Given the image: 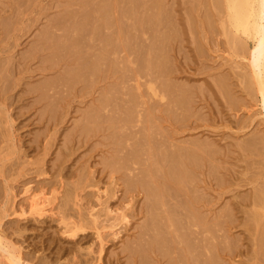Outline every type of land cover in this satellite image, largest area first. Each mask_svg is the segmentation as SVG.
<instances>
[{
  "label": "rangeland",
  "instance_id": "obj_1",
  "mask_svg": "<svg viewBox=\"0 0 264 264\" xmlns=\"http://www.w3.org/2000/svg\"><path fill=\"white\" fill-rule=\"evenodd\" d=\"M86 1L0 0V241L2 242V249H6L12 259L17 255L16 252H19L18 255L26 257L27 260L29 259L30 264H74L75 262L76 264H142L138 253L135 251L136 253L133 252L134 254H132L130 247L134 248L139 243V237L142 238L141 236H143L142 229L149 218L147 216L150 215V212L147 214V210L156 199V201H167L166 205L172 203V206H167L169 209H178L177 206L179 205L175 203V192H173V190H177L175 194H177L176 196L179 195L177 197L179 204L183 200L180 196L182 195L181 197L183 198L185 196L187 199L184 198L182 203H186L185 200H187V206L192 208H186L187 212L190 210L189 214H194V216L192 215L194 219L192 216L191 220L183 217L182 222L184 219L186 220V222L184 221L185 223H187L188 219L191 223L194 222L192 227L197 229L198 233L195 230L196 236L203 230L200 235L201 241L196 237L198 238L197 244H202L201 247L203 248L209 242L214 243L212 245L209 244L211 245L209 246L210 252L206 249L204 250L205 258L208 259L206 264H210V262L218 263L220 258L222 261L220 260L219 264H264V217H262L264 202L259 203L260 198L263 197L264 200V116L260 110L259 101L251 89L252 81L247 76L249 73L246 59L248 58L247 50H244L246 48L239 45L230 44L227 33L225 34L227 31L221 25L222 20H225V15L224 13L222 14L221 8V11H218L220 2H218V9L214 8L219 0H212L216 3L215 6H213L214 4L211 0H159L164 10L168 13L166 15L162 5L158 4V0H130V4L135 1V5L129 4L131 6H128L129 8L127 7L129 0L126 1L128 2L126 3L127 5L122 0H114L115 2L110 0V5L112 3L113 5L115 4L117 10L114 9L115 6L114 8L108 7L110 6L108 2L102 3L103 5L107 3L103 13L107 12H105L107 5V10L112 9L111 11H114L113 15L110 11L109 16L107 15L109 11L106 15L98 11L100 9L99 3L103 0L97 2L92 0L93 4L95 1V6L98 3L97 8H99L97 10L95 6H93V9L88 8V1ZM148 1L153 3H150L153 8H150ZM155 1H158L156 2V7L153 6ZM88 4L91 5V0ZM159 5L160 8L154 10V12L161 10L162 15H158L156 18L168 15L171 18L168 16L169 18H160L162 20L158 19L159 21L155 19V16L160 13L153 14L154 12L150 11H153ZM77 6L78 8L80 6L81 9H77ZM86 6L88 7L83 12L82 7L84 9ZM103 8L101 6V9ZM123 8L132 9V12L126 10V13H123ZM70 9H73L70 11L72 13L77 10L74 15L79 14V20L82 19L81 15L85 12H87L85 15L90 16V19L91 17L95 18L94 14L101 13V15L98 14L96 16L99 23L96 18V20L92 18V21L88 16L92 26H89V22L86 24L87 16H82L86 18L83 23L75 20L77 15L73 17V23L77 21V24L80 22V25L85 24V26L90 27V29H86L87 26H84L85 28L82 27V30H84L82 35L87 30H90L94 35L99 30L102 32L101 35L111 32L101 37L100 34H97V37L93 38L94 40L92 39L93 36L89 35L91 36L90 38L87 35V39H92L95 43L94 45L92 42V45L88 41V45H92V47L90 45L92 52L84 38L87 32L84 34L85 36L83 35L84 37H80L81 34L76 32V34L78 33L76 36L81 38V41L79 39L73 40L75 29L72 31V36L68 35V30H70L71 34V30L77 26L75 23L74 26L71 23L72 21H70V17L74 16L68 11ZM93 10H96L97 13ZM143 10L148 12L149 16L152 14L151 18L155 19L152 24V20H149L151 19L150 17H147L148 19L145 18L149 20L148 22L151 21L152 27L153 25L156 26V21L157 23L160 21L164 22L167 19L171 20L172 22L169 21V23L173 25L170 27L167 20L165 21L167 24L164 25L163 23L162 25L169 26L173 30L165 27L168 29L166 30L162 27L163 30L159 23L160 26L154 27V31L157 29L159 31H155L153 36H151V25L148 26L150 32L145 30L146 28L148 29L146 26L148 23L145 25L146 28L143 26L144 24L142 25V22H147L146 20L141 18L144 20H141V23L134 21L136 18V20L140 19L137 15H140ZM216 10L217 14L215 13ZM67 11L70 13V17L64 15L67 14ZM115 11L120 16V21L114 19L118 25L110 17H114ZM121 14H124V16ZM117 15L114 18H117ZM61 16H65L69 20L66 21L65 17L62 18ZM107 17L111 18L110 23L112 21L114 26L110 27L112 23L105 25ZM54 19L56 24L57 20L59 24L53 27ZM100 20L104 22L101 23ZM108 20L107 22L109 23ZM133 21L134 23H132ZM93 23L95 28H93ZM103 23L104 27L100 25ZM135 23L141 24L142 29L144 27V30L140 27L141 31L138 32L139 34L144 33L143 37L141 36L140 38L139 36L140 39L137 38L139 28L137 30L138 26ZM96 24L98 29H96ZM133 24H135L136 29L133 28ZM79 26L76 27L77 30ZM105 26H108L107 29ZM48 27L51 31H48L50 33L47 35L46 30ZM91 27L96 32H93ZM99 27L102 29H99ZM79 31H81V26ZM157 32L162 33H158L159 36H157ZM112 34L114 35L112 37H115L114 39L110 38ZM160 34L166 38L160 39ZM66 35L69 38L65 37ZM127 35H131V37L135 35L136 38L133 36L132 39L140 40L138 42H141L142 45L145 42L147 45L152 42V44L155 43L156 47L158 46V49L160 45L159 53L163 50L164 55L162 53L158 55V52L155 51L157 48L154 45H151L154 47V50H152L157 56L154 55L153 51L150 53L151 47L149 45L148 50V48L143 49L140 44V50L138 48L139 43L136 44L138 46L134 45L137 41H131V37L128 38ZM98 36L101 41L104 38V42L106 36H108V40L111 39V43L115 40L113 43L114 47L112 46L113 49H107L111 51H109L110 53L107 54L108 51L106 49V54L102 51L103 55H105L104 57L101 56L104 58L103 60L99 57L100 54H95L94 56L93 51L97 53L99 49L111 47L112 44L109 45L108 41L107 46L104 43V46L100 47L98 44L102 46L103 43H99L100 40H98L97 46L100 48L98 50L94 49L97 43L95 40L99 39ZM157 37L159 38L158 40L163 41H161L163 44H160V41H156ZM70 40H73V42H70ZM78 40L80 42L84 40V42L80 44ZM131 44L135 48H131ZM147 45L143 46L147 47ZM161 45H164V48ZM234 46H236L237 50ZM240 47L241 50H239ZM86 49L93 55L89 53L90 59L87 56H85V59L83 57L87 52ZM143 50H145L144 53H147H145L146 56L141 57L144 55L141 52ZM243 50L246 51V54L243 53ZM138 54L139 56L142 54L141 58ZM149 55L151 56L148 58ZM91 56L101 59L100 62L97 61V63H100H98L99 65H96L97 63L94 64L98 68H93L92 62L96 61V59H92ZM152 56L156 57L155 60L160 59L162 56L160 60L165 61H162L163 64L161 62L162 65L160 66V60L158 59V64H156ZM142 58L143 60H141ZM149 59H152L151 62H154L153 64H156L157 68L160 66L159 71L161 68H164V70L161 69L158 72V70H155L157 68L154 69L153 64L146 66V64L151 63H148ZM84 61H87L85 66L90 64L89 66L91 67L92 65L91 68H93L94 72L89 67L88 69L93 74L89 73L87 68L85 69L89 74L84 72ZM141 62L146 63L142 65ZM123 64L126 67H123ZM141 66L151 69L148 72L154 70L156 72L155 77L154 71L148 73L147 70H144L146 67L142 68ZM134 70L136 73L139 72L140 75L144 73V75L142 74L143 76L141 75L142 78L139 74L137 75L141 81L135 77L133 80L130 79L131 76H135ZM161 72L163 73L162 76ZM159 74L160 76H158ZM145 75H148V79H146ZM67 76L68 78L73 76V78H70V80H73L67 81L69 80ZM151 76L154 77L153 80H150ZM157 76L159 78L156 79ZM144 78L146 80H143V83L142 79ZM138 81L143 85L146 84L147 87H142V91H140L142 85H138ZM157 81H160L158 82L159 84ZM161 82L167 86L164 85V88H161L159 86ZM129 83L131 84L130 93L133 92V89L135 90V93H131L132 95L128 93L129 90L126 92L125 89ZM168 84L170 90L167 89V91L171 93H169L170 95L165 94L166 98L169 97L167 99L168 102L170 98L173 97L174 99L172 98V101L166 104L167 102H163L166 100L164 92L166 91L165 88H168ZM173 86L180 93H177L175 88L174 91ZM179 86H181V91H178L180 89L178 88ZM158 87L160 89L159 92L157 91ZM172 91L176 92V94ZM116 94L122 95V98ZM109 96L108 100L114 101H112V104L109 103L111 100H106ZM118 96L119 99H117ZM123 96L125 97L123 98ZM112 98H115V100ZM130 98H132V101L137 98L138 102L135 101L134 103L133 101L132 103ZM145 98L147 105L142 102L143 99L145 101ZM152 98L154 100L157 98V103L153 100L150 101ZM178 99L182 101L175 102ZM126 100L129 101L126 102ZM154 103H156L155 106H153ZM121 104L122 106H120ZM165 104L166 106L170 105L169 107L167 106L168 108L172 107L174 109L178 106L179 108L176 111L174 109V112L165 107ZM112 105H114V108H112ZM175 105L178 106L176 107ZM116 106L119 109L124 107L121 108L123 111L118 110ZM125 106L132 107L130 109L127 108V112L132 113L133 111V115L131 116L129 113L128 115H122L126 116L125 118L128 117L127 119L129 120L131 118L136 119L135 122L132 119L130 120L132 122L122 120V123L124 121L127 125L130 124L127 126L123 123V126L126 125L127 128H130L128 130L120 122L123 116L121 115V118L117 116L121 112L125 114ZM147 106H150L151 109L153 108V113L157 112L154 111L155 108L158 110V114L156 113L157 116H155L158 119L152 117L155 115L152 112L149 115H153L149 116V118L147 117V111L145 112ZM162 106L169 111V114L167 110L162 109ZM141 109L145 112L144 115L147 114L146 117L140 115L142 113ZM176 113L178 114L176 115ZM92 115L99 118H93ZM104 116H107V119ZM108 117L110 118L108 119ZM138 119L146 121L143 122ZM152 119L157 121L154 122ZM149 121L151 124L154 123L151 126H154L153 128H148L149 131L153 129L152 132H155L156 126V129L158 127L159 129L157 130L162 133L158 134V131V133H153L154 136H158L156 139L160 137V141L166 139V141L164 140L165 142L172 143L171 140L175 143L177 142L176 144L180 150L178 151L179 148H175L176 152H173L178 153L176 155L175 153L172 154L178 155L175 157L176 159L180 157L179 154L182 148L178 144L184 145V149H188V152L192 151V153L185 152V154L184 149L182 150L185 155L194 156L196 159V161L193 160L194 163L192 164L194 165H184L185 161V163H188L187 161L193 158L189 156L188 158L191 159H188L186 156V160L184 154L181 156H184L185 160L180 157L181 160L178 159L179 164L174 162L176 159L173 157L170 158L172 163L169 158L165 160L172 153L169 152L168 154L167 152L169 149L170 151L171 149L173 150L170 147L177 146H175L174 142L171 145L167 143L169 147L167 149L166 143L164 144L162 141V144L158 139L156 144L154 136H148V134L152 133H149L146 129L151 125ZM144 123L147 127L143 126ZM138 125L143 126L146 130L143 129V133H141L142 127L140 129ZM137 126L141 131L137 130ZM138 131L143 137L140 136ZM126 133L127 135L131 133L132 137L130 135L128 137L125 135ZM162 135L165 137L163 138ZM254 136L259 137V139L256 137L257 141H260V138L263 137V141L261 140L262 142L260 141L261 143L257 145V141L253 142L256 139ZM137 137L138 139H136ZM139 137H142L141 140ZM146 137L154 139L155 143L146 139ZM131 145L133 146L132 149H138V151L136 149L134 152H130L132 155L129 153ZM161 146H163L164 150L159 151L160 149L156 147L161 148ZM156 149L158 150L156 151ZM162 151L167 152V154L165 153V159ZM159 152H161L160 155H158ZM153 153L155 157L158 155L157 158L153 156ZM161 155L163 157L159 159ZM146 161L150 165L149 163L147 165ZM152 161L153 165H151ZM181 163L184 165H182V169L180 168ZM167 164H173L180 175L175 172L173 167H171L173 170L169 171L170 167L168 166L170 165L167 166ZM152 169L154 173H151ZM183 169L187 172V174L185 173L186 175ZM166 171L169 172H167L168 175H166L167 173L165 174ZM188 171L193 173L194 178L189 175L190 173L188 174ZM140 172H144V175H148L151 180L148 179V176L145 178L146 176ZM138 173L141 174L142 178H145L146 185L143 182L145 186L149 183V181L147 183V179L152 182V184L151 182L149 183L150 186H153L152 191L150 190L151 192L149 191L151 187L148 189L149 186L146 187V190H144L145 187L142 188L141 185L143 183L141 182L142 184L140 185L141 177ZM173 173L174 175H172ZM131 174L138 175L140 178ZM153 174L156 175L154 176ZM184 175L188 178H185ZM166 176H170V179L175 177L176 181L174 182V179L170 180ZM128 177H133V182H130L131 185L127 179ZM134 177L139 180L137 179L138 181H136ZM177 177L180 180L182 179L180 186L177 185ZM183 180H187L185 185H183ZM160 182L161 184H159ZM188 182L192 185H187ZM163 185H167V187H163ZM186 185L194 190L188 188L190 190L188 191ZM27 186L36 193L39 190L47 191L45 193L51 200L53 199L51 205H54V208H51V205L48 206L47 210L49 212L46 210L47 213L41 217L31 215L26 203V194L23 193V189ZM163 188H169V192L168 190L165 191L166 193L168 192V195L164 193L165 189L163 190ZM152 193L153 196L151 198L150 194ZM158 193L163 196L160 198ZM170 193L172 196L169 195ZM169 196L172 198L170 199ZM164 197L167 198L165 199ZM253 199L256 200V205L255 201H252ZM191 210L195 213H192ZM258 212L260 213V216L258 215L260 219L257 216ZM117 213L124 214L126 219L120 220L116 218ZM195 215L199 217V220L195 219ZM94 217L96 218L95 221H93ZM253 217L259 221H256ZM88 218L90 220H86ZM69 221L71 224L73 221L74 223L77 221L75 223L77 225L82 222L77 228V235L70 236L69 233L71 231L67 233L64 230L65 225L63 222L70 223ZM202 224L206 226H202ZM198 225L199 228L196 227ZM205 227L210 229H206L204 232L202 228ZM180 230L187 235V230ZM213 230L215 232H212ZM134 241L136 242L135 245L133 244ZM128 243L134 246H129ZM213 245H215L214 248L212 247ZM145 248V253L148 249L146 257L149 252L153 251L151 254L149 253L151 258L149 256L146 258V260L150 261L152 259V261H147L146 264H173L168 263L172 262L171 260L167 262L170 255L165 254L164 256L162 253L160 254L159 249L153 248L151 250V248L150 251L149 248ZM211 248H213V251ZM155 250L160 255L154 252ZM258 252L262 253L259 254ZM210 253L211 255L213 253L214 256L211 259L208 258ZM215 253L217 256L214 255ZM183 254L184 256L187 254L185 258L187 264H190V254L186 250H183Z\"/></svg>",
  "mask_w": 264,
  "mask_h": 264
},
{
  "label": "bare ground",
  "instance_id": "obj_2",
  "mask_svg": "<svg viewBox=\"0 0 264 264\" xmlns=\"http://www.w3.org/2000/svg\"><path fill=\"white\" fill-rule=\"evenodd\" d=\"M85 1H86V0H85ZM87 1H88V2H87ZM87 1H86V2H87V5H88L89 7L86 6L84 9H83V7H82L83 12H84L85 9H87V7L93 9V8H94L93 6L96 5L95 1L97 2V1H100V0H95V1H94V4L92 3V0H91V5L93 4L92 7H90L91 5L88 4V3H90V0H87ZM109 1H110V0H108V1H106V0L104 1V0H103V1L100 2V3L102 4L103 2H108L109 5H110V3L113 2L114 0H111V2H109ZM122 1H123V2L125 1V5H127L126 3H128V2H126V1H128V0H122ZM150 1H151V0H150ZM150 1H148L149 3H148V2H147V3H148V4L152 3V2H150ZM152 1H154V0H152ZM158 1H159V0H158ZM158 1H155V4H154L153 6L157 5L156 2H158ZM214 1H215V0H214ZM81 2H83V1H81ZM81 2H80V3H81ZM114 2H115V1H114ZM134 2H135V1H134ZM134 2H133V3L131 2V3L134 4ZM211 2L214 4L213 6H215V4L217 3V4H216L217 6L214 7V8H217V7L219 6V5H218V2H220L219 9H218V8H217V9H218V11H221V10H222V11H221L222 14L224 13V15H225V16H224V17H225V20H222V22H221L222 24H221V25H222V27L224 28V30L227 31V32H225V34L227 33L228 39L230 40V41H229L230 44H233V45H235V44H236V45H239V46H241V47L246 48V49H244V50H247V52L243 50V51H244L243 53H245V52L248 53V58H246V59H247V64H248V68H249V70H248L249 73L247 72L248 75H247V74H246V75H247V76L251 79V81H252L251 89L253 90L254 94L256 95V97H257L256 99H258V101H259L260 110H261V112H262V115L264 116V0H219V1H217L216 3H214V2L211 0ZM100 3H99V5H100V9H101V6H103L104 8L101 9V10L99 9L98 11H101V13H103V12H104V9H105V5H106L107 3H106L105 5H103V4L101 5ZM159 3H160V5H162V3H161L160 1L158 2V4H159ZM212 3H211V4H212ZM81 4H82V3H81ZM129 4H130V0H129V3H128L127 7H128V6L131 7L130 5H132V4H130V5H129ZM152 4H153V3H152ZM112 5H113V3H112ZM112 5H110V6L107 5V6L110 7V8H114V6H115L114 9L117 10V9H116L117 6L114 4L113 7H111ZM123 5H124V3H123ZM134 5H135V4H134ZM145 5H146V4H145ZM160 5H159V7L154 8L153 11L151 10L150 12L153 13L154 10L159 9V8H160ZM80 6H81V5H80ZM80 6H79V8H78V6H77L76 8H77V9H81ZM97 6H98V3H97ZM97 6H95V7H96V8H95L96 10L99 8V7L97 8ZM107 6H106V8L108 9ZM146 6H147V5H146ZM149 6H151V4H150ZM149 6H148V8H149ZM129 7H128V8H129ZM132 7H133V6H132ZM155 7H156V6H155ZM124 8H125V6H124ZM124 8H123V11H124L123 13H126V10H127L128 12H132V11H131L132 9L128 10V8H126V9H124ZM146 8H147V7H146ZM146 8H145V9H146ZM150 8H153V7L151 6ZM162 8H163V5H162ZM162 8H161V9H162ZM220 8H221V10H220ZM73 9H75V8H73ZM73 9H70V10H68V11L70 12V11L73 10ZM107 9L105 10V12H106V11H107V12L109 11L108 13L106 12L107 15L109 16V13H110V11H111L112 9H111V10H107ZM143 9H144V8H143ZM88 10H89V9H88ZM96 10H93V11H96ZM68 11L66 12L67 14H64V15H68V16H66V17H70L69 14L72 13V12L68 13ZM76 11H77V10H76ZM76 11H75L74 13H76ZM86 11H87V10H86ZM91 11H92V10H91ZM148 11H149V10H148ZM160 11H161V10H160ZM160 11L158 10L157 12H154V13H153V14L160 13V14H157L156 16L154 15L156 20H158V19H159V20H162V19H160V18H163V19H164L165 17H167V18L170 17V15H168L169 17H168V16H165V17H162V16L160 17V16H159L160 18H156L158 15H162ZM163 11H165L164 14L166 15L167 12H166V10H164V8H163ZM83 12H82V13H83ZM111 12H112V15H113V12H114V11H111ZM128 12H127V14H129ZM144 12L147 13V14H145ZM216 12H217V10L215 11V13H216ZM221 12H220V14H221ZM74 13H72L71 15H74ZM78 13H80V12H78ZM82 13H81V14H82ZM85 13H87V12H85ZM85 13H83L82 15L80 14V15H81V18H82L83 20H82V19L79 20V19H78V18H80L79 14H75L74 16H72V18L70 17V19H71L70 21H72V20L74 19L73 17H75V16L77 15V17L75 18V20H78V21H80V22L82 21L81 23H83V21H84V22L86 21V18H83V17H84V16H85V17L87 16V23H86V24H88V22H89V26H90V25L92 26V24H90V20H91L92 18H94V17H91V19H90V16L87 15V14L85 15ZM89 13H91V12L89 11ZM92 13H93V12H92ZM94 13H95V12H94ZM96 13H97V11H96ZM101 13H97V15H96V14H94V15L92 14V15L95 16V18H96V16H98V14L101 15ZM106 13H103V14L106 15ZM143 13H144V16H143ZM117 14H118V13H117ZM117 14H116V11H115V15H114V17H115ZM167 14H168V13H167ZM216 14H217V13H216ZM118 15H119V14H118ZM118 15H117V18H114V17H112V16H110V17H111L113 20H114V19H118V20L120 21V19H119L120 16H118ZM121 15L124 16V14H121ZM145 15H146V16H145ZM147 15H148V12H146V11L143 10V12H141L140 15H137V16L140 17V19H138L139 21L136 20V19H137V18H136L137 16L135 17L136 19H134V21H135V22L137 21V23H139L141 20L144 19V20H146L147 22H146V21H145L146 23H144V22H142V21H141V22H142V25L144 24L143 26H145L147 23L149 24V23L151 22V21L148 22L149 20H152V24H153V20L155 21V19L151 18V17H152V14H151V16H149V15L147 16ZM82 16H83V17H82ZM88 16H89V19H90V20H88ZM102 16H103V15H102ZM102 16H101V18H102ZM123 16H122V17H123ZM141 16H142V17H141ZM217 16H218V15H217ZM219 16H220V15H219ZM221 16H222V15H221ZM61 17H62V16H61ZM61 17H59V18H61ZM64 17H65V16H63L62 18H64ZM66 17H65V19H66ZM103 17H105V16H103ZM110 17H107L109 20L106 19L105 25H107V24L110 25V24L112 23V21H111V23H110V20H111ZM147 17H148V18L150 17L151 19L147 20V19H148ZM95 18H94V20H96L98 17H97L96 19H95ZM105 18H106V17H105ZM105 18H104V20H105ZM141 18H143V19H141ZM145 18H147V19H145ZM170 18H171V17H170ZM56 19H58V18H56ZM99 19H100V18H99ZM62 20H63V19H62ZM68 20H69V19H68ZM68 20L66 19V21H68ZM101 20H102V19H101ZM101 20H100V21H101ZM107 20L109 21V23L107 22ZM144 20H143V21H144ZM159 20H158V21H159ZM166 20H167V19H165L164 22L160 21V22H158V23H157V21H156V26H158L159 23H160V24H161V28H162V27H163V28L166 27V28H169V30H173V29H170L171 25H173L172 23H171V25H170V23H169V21L172 22L171 20H167L168 25H169L170 27H169V26H163V25H162L163 23H164V25L167 24V22L165 23ZM59 21H61V19H59ZM92 21H93V19H92ZM97 21H98V19H97ZM97 21H96V22H97ZM134 21H133L132 23H134ZM76 22H77V21H75L74 23H75L77 26H79V25H80V22H79V24H77L78 22H77V23H76ZM102 22H104V21H101V23H102ZM113 22L116 23V20H114ZM117 22H118V21H117ZM141 22H140V23H141ZM60 23H61V22H60ZM71 23H73V21H72ZM74 23H73V24H74ZM91 23H92V22H91ZM94 23H95V22H94ZM94 23H93V28H95V27H94V26H95ZM98 23H99V21H98ZM98 23H97V24H98ZM118 23H119V22H118ZM132 23H131V24H132ZM137 23H135V24H137ZM54 24H56V20L54 19V23H53V25H52V23H51V25H52L53 27H54V26H57V25L59 24L58 20H57V24H56V25H54ZM75 24H74V26H75ZM97 24H96V27H97L96 29H98ZM116 24H117V23H116ZM119 24H120V23H119ZM135 24H133V28H135ZM148 24H147L146 26L148 27V26L151 25V28L153 29V31H152V29H151V32H152V35H151V36H153V33H155V31H159L157 28H155V29H157V30L154 31V27H156L155 25H153V27H152V24H151V23H150L149 25H148ZM49 25H50V24H49ZM51 25H50V26H51ZM100 25H102V26L104 27V23H103V24H100ZM117 25H118V24H117ZM139 25H140V26H139ZM139 25L137 24V26H138V27H137V30H138V28H139V31H137V34H138L137 38H138V39H140L141 36L144 34V33H143V34H139V33H138V32L141 31V30H140L141 24H139ZM74 26H73V27H74ZM77 26H76V27H77ZM80 26H81V31H79V30H80ZM80 26H79L78 30L76 29V27H74V28L72 27L73 29L71 30V32L74 31V29H75V32H74L75 37L73 36V37H74L73 40H75V39H79V40L81 41V38H79L78 36H76V35H78V33L76 34V32H79V33L81 34V36L79 35L80 37H84V36L86 35V37H84V38H85V40L87 41V45H88V41H90L91 44H92V42H93V44L95 45V43H94V41H92V39L95 38V36L97 37V34H100V37H101V36H103V35H107V34L109 33V32H107V34H106V33H103V35H101L102 32H101L100 30H99V31L97 30L98 33H95V35H94L92 32H90V30H87V31H85V32L83 33V35H84L86 32H87V34H85V35L83 36V35H82V31H84V30H82V29L85 28L87 25L85 26V24H82V25H80ZM84 26H85V27H84ZM89 26H87L86 29H88V28L90 29ZM102 26H101V27H102ZM111 26H114L113 23H112V25H110V27H111ZM119 26H120V25H119ZM129 26H130V25H129ZM146 26H145V28H146ZM159 26H160V25H159ZM82 27H83V28H82ZM103 27H102V28H103ZM105 27H106V29H107L108 26H105ZM115 27H117V26L115 25ZM115 27H114V28H115ZM172 27H173V26H172ZM91 28H92V27H91ZM93 28H92L91 30H93ZM102 28L99 27V29H102ZM131 28H132V26H131ZM158 28H159V27H158ZM161 28H160V29H161ZM163 28H162V29H163ZM166 28H165V29H166ZM54 29H55V28H54ZM67 29H69V28H67ZM70 29H71V28H70ZM103 29H105V28H103ZM135 29H136V28H135ZM135 29H134V30H135ZM141 29H142V27H141ZM162 29H161V30H162ZM76 30H77V31H76ZM142 30H144V27H143ZM145 30H146V31H147V30L149 31L150 28L148 27V29L146 28ZM161 30H160V31H161ZM163 30H164V29H163ZM163 30H162V31H163ZM166 30H168V29H166ZM48 31H51V29L49 30V27H48V29L46 30L47 35H48V33H50V32H48ZM68 32H69L68 35H71V36L73 35V32L70 34V30H68ZM89 32H90L91 34H90ZM93 32H96V30H93ZM142 32H143V31H142ZM149 32H150V31H149ZM163 32L165 33V31H163ZM110 33H111V32H110ZM110 33H109V34H110ZM135 33H136V30H135ZM158 33H162V32H157V34H158ZM92 34H93V35H92ZM68 35H66L65 37H68ZM87 35H88V36H89V35L93 36L92 39H91V40H89V38L87 39V37H88ZM154 35H155V34H154ZM164 35H165V34H164ZM164 35H163V36H164ZM91 36H89V37L91 38ZM109 36H110V35H109ZM112 36H114V35L112 34L110 38H113ZM127 36H128V38L131 37V35H130V36L127 35ZM133 36L135 37V35H132V37L130 38L131 41L133 40V39H132ZM139 36H140V38H139ZM157 36H159V34H158ZM47 37H48V36H47ZM98 37H99V36H98ZM100 37H99V39L97 38V39L95 40V42H97V43H96V47L93 46V47H95L94 49L98 50V48L104 46V43H105L106 46H107V45H108V44H107L108 41H109V45L112 44L111 47L108 46V48L99 49V50L97 51V53H94V51H93V55H94V56H95V54H97V55L100 54L99 57H101V56L104 57L105 55H103L102 51L105 52V49L107 50V49H111L112 46L114 47L113 43H114L115 40L113 41V43H111V42H112V41H110L111 39L108 40V36H106V38H105V39H106L105 42L103 41L104 38L102 39V41H103V42H102V41L100 40V39H101ZM142 37H143V36H142ZM164 37H165V36H164ZM164 37H162V35L160 34V39H165L166 37H165V38H164ZM68 38H69V37H68ZM71 38H72V37H71ZM114 38H115V37H114ZM114 38H113V39H114ZM126 38H127V37H126ZM128 38H127V39H128ZM135 38H136V37H135ZM135 38H134V39H135ZM152 38H153V37H152ZM154 38H155V37H154ZM46 39H47V38H46ZM113 39H112V40H113ZM138 39H137V40L135 39L137 42H136L134 45H136L137 43H139V47H138V48L140 49V48H141L140 46H141L142 44H141V42H138V41H140V40H138ZM142 39H143V38H142ZM158 39H159V38L157 37V38H156V41H158V42L160 41V44H161L163 41H162V40H158ZM226 39H227V37H226ZM66 40H67V39H66ZM73 40H70V42H73ZM79 40H78V41H79ZM93 40H94V39H93ZM98 40H100L99 43H101V44L103 43L102 46L98 44ZM135 40H133V41H135ZM67 41H68V40H67ZM80 41H79L80 44H82V43L84 42V40H83V42H80ZM106 41H107V42H106ZM156 41H155V42H156ZM161 41H162V42H161ZM226 41H227V40H226ZM68 42H69V41H68ZM128 42H129V41H128ZM144 42H145V41H144ZM153 42H154V41H153ZM158 42H157V45H158ZM74 43H75V42H74ZM130 43H132V42H130ZM130 43H129V44H130ZM71 44H72V43H71ZM76 44H77V41H76ZM91 44H90V45H91ZM93 44H92V45H93ZM97 44H98V46H100V47H98ZM140 44H141V45H140ZM145 44L147 45L146 42H145ZM145 44H143V45H145ZM162 44H163V43H162ZM74 45H75V44H74ZM78 45H79V44H78ZM90 45H88L89 48H90ZM92 45H91V47H92ZM143 45H142L143 49H145V48L147 49V48H148V45H149V47H151V51H150V53L154 50V47L151 46V45H154V46L156 47L155 43L152 44V42H149V44L147 45V47H145V46H143ZM106 46H105V47H106ZM132 46H133V45L131 44L130 47H131V48H135V46H134V47H132ZM136 46H138V45H136ZM161 46H162V45H161ZM163 46H164V45H163ZM163 46H162V47H163ZM229 46H230V45H229ZM128 47H129V45H128ZM130 47H129V48H130ZM152 47H153V48H152ZM234 47H235V49H236V46H234ZM241 47L239 48V50H241ZM85 48H86V45H85ZM85 48H84V50H85ZM89 48H88V49H89ZM129 48H128V49H129ZM156 48L158 49V46H157ZM156 48H155V49H156ZM163 48H164V47H163ZM112 49H113V48H112ZM152 49H153V50H152ZM157 49H156L155 51L158 52V53H157L158 55H159L160 53H162V55H164L163 52H162V51H163L162 49H161L162 51L159 53V51H160V45H159V49H158V50H157ZM233 49H234V48H233ZM242 49H243V48H242ZM86 50H87V49H86ZM100 50H101V51H100ZM140 50H141V49H140ZM148 50H149V48H148ZM236 50H237V49H236ZM239 50H238V51H239ZM90 51L92 52V49H91V48H90ZM90 51L88 52V50H87L88 53L86 52V54L83 56L84 59L86 58L85 56H87V58L89 57V53H90V55H92ZM107 51H108L107 54L111 52L110 50H107ZM109 51H110V52H109ZM144 51H145V50H143V51H141V52L144 53ZM99 52H100V53H99ZM141 52H140V53H141ZM84 53H85V52H84ZM145 53H147V52H145ZM145 53H144V55L141 54L142 56H141V55H140V56H141V57L146 56ZM150 53H149V54H150ZM153 53H154V51H153ZM164 53H165V52H164ZM246 53H245V54H246ZM101 54H102V55H101ZM105 54H106V52H105ZM157 54L154 53V55H156V56H157ZM93 55H92V56H93ZM92 56H91V57H92ZM138 56H139V54H138ZM140 56H139V57H140ZM150 56H151V55H149L148 58H149ZM97 57H98V56H97ZM99 57L97 58V59H99V60H97L96 57H95V58L92 57V59H96V61H94L95 63L92 62V63H93V68H98V67H95V66L100 64L99 62L101 61V59H102V60L104 59V58H102V57H101V59H100ZM141 57H140V58H141ZM152 57H153V56H152ZM152 57H151V58H152ZM161 57H162V56H161ZM161 57H160V59H161ZM164 57H165V56H164ZM164 57H163V58H164ZM140 58H139V59H140ZM145 58H146V57H145ZM148 58H147V59H148ZM153 58H154V59H153ZM153 58H152L153 61L156 62V64H158V63H157V60H158L159 58L156 59V60H155V58H156L155 56H154ZM89 59H90V57H89ZM89 59H87V60H89ZM92 59H91V61H92ZM152 59H149L148 63L151 62ZM160 59H159V60H160ZM141 60H143V58H142ZM97 61H99V62H98L99 64L97 63ZM162 61H163V60H162ZM162 61H161V60L159 61V62H160V63H159L160 66L163 64V62H164L165 60H164L163 62H162ZM86 62H87V61H86ZM86 62L84 61V65H83V66H85V63H86ZM89 62H90V60H89ZM142 62H143V61H142ZM142 62H141V63H142ZM154 62H153V63H154ZM161 62H162V64H161ZM90 63H91V62H90ZM96 63H97V64H96ZM126 63H128V62H126ZM126 63H125V65H126ZM145 63H146V62H145ZM145 63H142V65L145 64ZM153 63L151 62V63H149V64H146V66H149L150 64H153ZM87 64H89V63H87ZM94 64H96V65H94ZM156 64H153L154 69L157 68V67H156V66H157ZM89 65H90V64H89ZM89 65H86L87 67L85 66L84 69L87 68V70H89V69H88V67H89L90 70H92V69H93V68H91L92 65H91V67H90ZM125 65L123 64V67H126ZM83 66H82V67H83ZM128 66H129V65H128ZM146 66H143V67L141 66V67L144 68V67H146ZM160 66H159V67H160ZM82 67H81V69H82ZM129 67H130V66H129ZM159 67H158L157 69H155V70H158ZM163 67H164V66H163ZM132 68H133V66H132ZM142 68H141V69H142ZM84 69H83V70H84ZM129 69H130V68H129ZM129 69H128V70H129ZM161 69H162V68H161ZM161 69H160V71H161ZM87 70L85 69V71H84L86 74H89V73L93 74L92 72H94L93 70H92V72L89 70V71H88L89 73H88V72H86ZM94 70H95V69H94ZM135 70L138 71L139 69H135ZM135 70H134V71H135ZM144 70H145V71L147 70V72H148V70H151V69H149L148 67H146V68H144ZM152 70H153V68H152ZM162 70H164V68H163ZM130 71H131V70H130ZM134 71H133V73H134ZM139 71H141V70H139ZM142 71H143V69H142ZM153 71H154V70H153ZM153 71H150V72H153ZM160 71L158 70V72H160ZM131 72H132V71H131ZM131 72H130V73H131ZM147 72H146V73H147ZM150 72H148V73H150ZM154 72H155V71H154ZM162 72H163V71H162ZM162 72H161V73H162ZM141 73H142V72H141ZM146 73H145V74H146ZM148 73H147V74H148ZM161 73H160V74H161ZM73 74H74V72H73ZM131 74H132V73H131ZM131 74H130V75H131ZM138 74H139V72L136 73V71H135V76H131L132 78H131L130 76H129V77H130V79H132V80H133L134 77H135L136 79L138 78V80L141 81V79L137 76ZM142 74L144 75V73H142ZM142 74H141V75H142ZM157 74H158V73H157ZM160 74H159L158 76H160ZM84 75H85V74H84ZM126 75H127V74H126ZM132 75H133V74H132ZM141 75L139 74V76H141ZM143 75H142V76H143ZM155 75H156V72H155V74H154V77H155ZM162 75H163V73L161 74V76H162ZM142 76H141V78H142ZM145 76L147 77L148 75H145ZM145 76H144V77H145ZM152 76H153V75H152ZM152 76H151V77H152ZM158 76L156 77V79L159 78ZM69 77H70V78H73V76H69ZM82 77H83V76H82ZM84 77H85V76H84ZM151 77H149V78H151ZM154 77H152L150 80H153ZM242 77H243V76H242ZM70 78H68V76H67V79H69V80H67V81H72V80H73V79L70 80ZM161 78H162V77H161ZM161 78H160V79H161ZM130 79H129V80H130ZM136 79H135V80H136ZM146 79H148V77H147ZM146 79L144 78V79H142V81H143V80L145 81ZM132 80H131V81H132ZM158 80H159V79H158ZM164 80H165V79H164ZM139 81H138V82H139ZM144 81H143V83H144ZM162 81H163V80H162ZM158 82H160V81H157V83H158ZM164 82H165V81H164ZM145 83H146V82H145ZM155 84H156V83H155ZM158 84H159V83H158ZM158 84H157V85H158ZM160 84L163 86V87H162L161 85H159L161 88H164V85L167 86L165 83L163 84L162 82H161ZM125 85H126V84H125ZM125 85H124V86H125ZM130 85H131L130 83L128 84L129 87L126 85V88H125V89H126V92L129 90ZM138 85H140V86L142 85L140 91H142V87H144V88L147 87L146 84L143 85V84H141L140 82H139ZM138 85H137V86H138ZM155 86H156V85H155ZM170 86H172V85L170 84ZM174 86H176V85L174 84ZM174 86H173V90H174V88L176 89V87H174ZM181 86H182V85H181ZM181 86H179L178 88H180ZM127 87H128V89H127ZM138 87H139V86H138ZM182 87H183V86H182ZM244 87H245V85H244ZM171 88H172V87H171ZM183 88H184V87H183ZM158 89H159V87L157 88V91L159 92L160 89H159V90H158ZM165 89H166V91H165ZM165 89H164V91H165L166 93L164 92V95H165V94H169V93H171V92H168V91H167V89H169V84H168V88L166 87ZM113 90H114V89H113ZM116 90H117V89H116ZM119 90H120V89H119ZM122 90H124V89L122 88ZM122 90H121V91H122ZM131 90H132V86H131ZM145 90H146V89H145ZM145 90H143V92H145ZM169 90H170V89H169ZM134 91H135V90L133 89V92H134ZM162 91H163V89H162ZM174 91H175V90H174ZM174 91H172V92H174ZM178 91H181V88H180ZM182 91L184 92V91H186V90H182ZM114 92H116V91L114 90ZM122 92H123V91H122ZM133 92H131V93H133ZM143 92H142V93H143ZM146 92H147V91H146ZM149 92H150V91H149ZM167 92H168V93H167ZM176 92H177V89H176ZM176 92H174V94H176ZM186 92H187V91H186ZM123 93H124V92H123ZM128 93L131 94V93H130V90H129ZM134 93H135V92H134ZM177 93H180V92H177ZM124 94H125V93H124ZM181 94H182V93H181ZM181 94H180V95H181ZM185 94H186V93H185ZM116 95H119V94H116ZM131 95H132V94H131ZM135 95L137 96V94H135ZM139 95H140V94H139ZM150 95H151V94H150ZM169 95H170V94H169ZM183 95H184V94H183ZM119 96H120V95H119ZM119 96H118V98H117V97H115V98L119 99ZM136 96H135V97H136ZM147 96H148V95H147ZM147 96H145V97H147ZM171 96H172V95H171ZM111 97H112V96H111ZM120 97L122 98V95H121ZM124 97H125V96H123V98H124ZM126 97H127V96H126ZM133 97H134V96H133ZM150 97H152V96H150ZM177 97L179 98V96H177ZM108 98H110V96L107 97V99H106L107 101L111 100V99L108 100ZM115 98H112V99L115 100ZM148 98H149V97H148ZM168 98H169V97H168ZM168 98H166V95H165V99L167 100ZM172 98H173V97H172ZM172 98H170L169 102H168V100H167V101L165 100L164 102H163V101H162V102H163V103H166V102H167L166 104H169L170 101H172V100H171ZM180 98H182V97H180ZM131 99H132V98H130V101L133 103L134 100L132 101ZM133 99H135V98H133ZM156 99H157V98H156ZM156 99L154 100V99L152 98V99H150V101L153 100V101L156 102ZM173 99H174V98H173ZM184 99H185V98H184ZM184 99H183V100H184ZM141 100H142V99H141ZM112 101H113V100H111V102L109 101V103L112 104V103L114 102V101H113V102H112ZM128 101H129V100H126V102H128ZM135 101H137V98L135 99ZM135 101H134V103H135ZM157 101H159V100H157ZM181 101H182L181 99H178V101H175V102H181ZM137 102H138V101H137ZM137 102H136V103H137ZM142 102H145V104L147 105V103H146V98H145V101H144V99H143ZM175 102H174V103H175ZM118 103L120 104V102H118ZM118 103H117V104H118ZM121 103H123V102H121ZM129 103H130V102H129ZM150 103H153V102H150ZM150 103H148V104L150 105ZM156 103H157V102H156ZM156 103H154L153 106H155ZM158 103L161 104L160 102H158ZM174 103H173V105H174ZM183 103H184V102H183ZM117 104H115V105H117ZM166 104H165V107H167V106L169 107V106H170V105H167V106H166ZM175 104H176V103H175ZM133 105H136V104H133ZM133 105H131V106H133ZM140 105H141V104H140ZM157 105H158V104H157ZM180 105H181V103H180ZM113 106H114V105H112V108H114ZM120 106H122V104H121ZM123 106H124V105H123ZM159 106H160V105H159ZM175 106L177 107L178 105H175ZM116 107L118 108V106H116ZM125 107H126V106H125ZM133 107H135V106H133ZM144 107H145V105H144ZM144 107H143V108H144ZM148 107L150 108V110H149ZM160 107H161V106H160ZM168 107H167V108H168ZM121 108H124V107H121ZM121 108H120V109L118 108V110H121ZM127 108L130 109V108H132V107H130V108H129V106L126 107V108H125L126 111L124 110L125 114L122 113L121 111H123V110H121V111H120L121 114L119 115V113H118L117 116H119V118H121L123 115H128L129 112H127V110H128ZM143 108H142V109H143ZM177 108H179V106H178ZM177 108H174L175 111H176ZM133 109H135V108H133ZM133 109H131V110H133ZM142 109H141V110H142ZM155 109H156V108H155ZM155 109H154V111H157V112H158V110H157V109L155 110ZM162 109H163V110H167L166 108L164 109V106H162ZM168 109H171V110L174 111V109H172V107H171V108H168ZM180 109H181V108H180ZM114 110H115V109H114ZM148 110H149V113H148ZM152 110H153V108L151 109L150 106H147V110H145V112L147 111L146 113L148 114L147 117L149 118V116H152L153 114H155V115L152 116V117H153V118H157V117H155V116H157V115H156L157 112H156V113H155V112L153 113ZM171 110H170V112H172ZM178 110H179V109H178ZM167 111H168V110H167ZM167 111H166V112H167ZM175 111H174V112H175ZM91 112L94 113L93 111H91ZM97 112H98V111H97ZM97 112H96V113H97ZM130 112H131V111H130ZM134 112H135V111H134ZM143 112H144V111L142 110V113L140 114L141 116L145 114V112H144V113H143ZM151 112H152L153 114H152V115H149ZM126 113H127V114H126ZM132 113H133V111H132ZM132 113H129V114H131V116H132V115H133ZM172 113H173V112H172ZM172 113H171V114H172ZM90 114H91V113H90ZM90 114H89V115H90ZM94 114H95V113H94ZM99 114H100V113H99ZM99 114H98V116H99ZM122 114H123V115H122ZM147 114H146V115H147ZM157 114H158V113H157ZM161 114H162V113H161ZM168 114H169V111H168ZM177 114H178V113H176V115H177ZM179 114H180V113H179ZM89 115H88V116H89ZM95 115H97V114H95ZM101 115H102V114H101ZM114 115H115V114H114ZM121 115H122V116H121ZM146 115H144V116L146 117ZM90 116H91V115H90ZM98 116H94V117H98ZM120 116H121V117H120ZM134 116H136V115H134ZM92 117H93V115H92ZM92 117H88V118H92ZM94 117H93V118H94ZM104 117H106V119H107V116H104ZM125 117H126V116H125ZM125 117L123 116V117H122L123 119L121 118V121H120V122H121L122 126H123L124 124H126L125 122H127V121L129 120V119H127L128 117H127V118H125ZM129 117H130V115H129ZM158 117H159V116H158ZM98 118H99V117H98ZM109 118H110V117H108V119H109ZM116 118H117V117H116ZM119 118H118V119H119ZM124 118H125V119H124ZM130 118H131V117H130ZM131 119H132V118H131ZM131 119H130V120H131ZM157 119H158V118H157ZM119 120H120V119H119ZM119 120H118V121H119ZM122 120H124V121L127 120V121H125V122L123 121V123H124V124H123V123H122ZM130 120H129V121H130ZM132 120H134V118H133ZM138 120H139V121L142 120L143 122L146 121V120L144 121L143 119H138ZM152 120H153L154 122L157 121V120H154V119H152ZM116 121H117V120H116ZM135 121H136V119L134 120V122H135ZM130 122H132V121H130ZM143 122H142V123H143ZM147 122H148V121H147ZM147 122H146V125H147ZM158 122H159V120H158ZM118 123H119V122H118ZM139 123H140V122H139ZM139 123H138V124H139ZM149 123H150V121H149ZM156 123H157V122H156ZM121 124H119V125H121ZM150 124H151V123H150ZM150 124H149V125H150ZM157 124H158V123H157ZM126 125H127V124H126ZM126 125L123 126V127L125 128ZM128 125H130V124H128ZM128 125H127V126H128ZM135 125H136V124H135ZM146 125H145V123H144L143 126L145 127ZM149 125H148V126H149ZM152 125H154V123H152L149 127L146 126V127H147V128H146L147 131H149L148 128H150ZM158 125L160 126V124H158ZM122 126H121V127H122ZM131 126H132V124H131ZM138 126H140V125H138ZM138 126H137V130H139V131L142 130L141 133H143V129H145V128H144L143 126H140V129H141V127H142V129L140 130V129L138 128ZM123 127H122V128H123ZM153 127H154V126H153ZM153 127H151V128H153ZM126 128H127V127H126ZM126 128H125V129H126ZM131 128H132V127H131ZM120 129H121V128H120ZM128 129H130V128L128 127L127 130H128ZM146 129H145V130H146ZM157 129H159V128L157 127ZM157 129H156V126H155V130H156L155 132H152L153 129H151V131H149V133H150V132H152V133H150V135L148 134V136L153 137V136H154L153 133H156L157 131L159 132V130H157ZM145 130H144V131H145ZM123 131H124V129H123ZM139 131H138V132H139ZM147 131H146V132H147ZM160 131H161V130H160ZM121 132H122V130H121ZM158 132H157V133H158ZM162 132H163V130H162ZM119 133H120V131H119ZM147 133H148V132H147ZM160 133H161V132H159L158 134H160ZM164 133H165V132H164ZM130 134H131V133H130ZM130 134L127 135V133H126L125 135H127V136L129 137ZM139 134H140V132H139ZM151 134H152V136H151ZM161 134H162V133H161ZM156 135H157V134H156ZM127 136H126V138H127ZM140 136L143 137L142 134H140ZM162 136H163V135H162ZM259 136H260V135H259ZM130 137H132V135H130ZM142 137H141V138H142ZM156 137H158V136H154L155 139H156ZM164 137H165V136H163V138H164ZM169 137H170V136H169ZM254 137L256 138L257 136H254ZM139 138H140V137H139ZM141 138H140V140H141ZM163 138H162V139H163ZM257 138L259 139V137H257ZM257 138H256L255 140H253L254 138H253V139H249V140H251V141L253 140V142H255V141H257ZM136 139H138V137H137ZM143 139L145 140V138H143ZM146 139H148V138L146 137ZM157 139H158V138H157ZM157 139H156V141H155L156 144L158 143V142H157ZM160 139H161V138L159 137V139H158L159 142L162 143V141H163V143H164V144L166 143V146H167V143H169V142H165L166 139H164L165 141H164V140H161V141H160ZM260 139L262 140L263 137H261ZM148 140H150L151 142L155 143V142H154V139H151V138H150V139H148ZM148 140H147V141H148ZM152 140H153V141H152ZM261 140H260V141H261ZM150 141H149V142H150ZM178 141H180V140H178ZM251 141H249V142H251ZM260 141H257L256 144L258 143L257 145H259V143H261L263 140H262L261 142H260ZM145 142H146V141H145ZM145 142H144V143H145ZM171 142L173 143L174 141L171 140ZM134 143H135V142H134ZM140 143H141V142H140ZM140 143H139V144H140ZM163 143H162V144H163ZM172 143H169V145H171ZM176 143H177V142H176ZM176 143L174 142V144H176ZM179 143H180V142H179ZM156 144H155V145H156ZM174 144H173V145H174ZM262 144H263V143H262ZM136 145H137V144H136ZM155 145H154V147H155ZM160 145H161V144H160ZM160 145H159V146H160ZM178 145H179V146L181 145V147H182V148H181V151H180L181 153L179 154V156H180V157L182 158V160H183V159H184V156H185V158H186V156H187V155H185V154H186L185 152H188V149L185 150L184 147H183L184 145L182 146L181 143L178 144ZM249 145H252V144H249ZM254 145H255V143H254ZM139 146H140V145H139ZM156 146H158V145H156ZM163 146H164V145H163ZM163 146H161V148H160V147H156V148L160 149L159 151H161V150H164ZM175 146H177V144H176ZM262 146H263V145H262ZM135 147H136V146H135ZM164 147H165V146H164ZM132 148H133V146L131 145V147H130L131 150L129 151V153H130V152H134V150L137 149V148H135V149H132ZM162 148H163V149H162ZM168 148H169V147L167 146V149H168ZM170 148H173V150L171 149V151H170V149H169V150L167 151L168 154H169V152H170V153L172 152L171 155H170V157H169V155H168V157H166V155H165V153L167 154V152H165L166 149H165L164 152L162 151V153H163L162 155H165V156H164V159H165V157H166L165 160H168V158H169V160H171L170 158H172V157H173L174 159H176L175 157L178 156V155L175 156V155L178 153V152L175 153V152H176L175 150L178 149L179 147L177 146V147H170ZM175 148H176V149H175ZM158 149H156V151H157ZM183 149H184V153H185V154H184L183 151H182ZM179 150H180V148L178 149V151H179ZM137 151H138V149H137ZM173 151H175V152H173ZM136 153H138V152H136ZM160 153H161V152H159V154H158V153H157V154L160 155ZM173 153H175V155H172ZM188 153H192V151H189ZM188 153H187V154H188ZM130 154L132 155V153H130ZM157 154H156V155H157ZM182 154H184V156H181ZM136 155H137V154H136ZM151 155H152V154H151ZM158 155H157V156H158ZM162 155L160 156L159 159H162V158H161V157H163ZM191 155H193V154H191ZM153 156L155 157V154H154V153H153ZM157 156H156L155 158H157ZM189 156H190V154H189ZM189 156H187V158H188ZM180 157L176 159L177 161L174 160V162L177 163V162L179 161L178 159H180ZM190 157H191V158L193 157L192 159H191V158H188V159H191V160H190L191 162H190V161H187L188 163H185V162H186V161H185V162H184V165H188V164H190V165H194V164H192V163H194V161H196V159L194 158V156H190ZM187 158H186V160H187ZM156 160H157V159H156ZM156 160H155V161H156ZM180 160H181V159H180ZM184 160H185V159H184ZM193 160H194V161H193ZM155 161H154V162H155ZM192 161H193V162H192ZM166 162H167V161H166ZM166 162H165V164H166ZM168 162H169V161H168ZM189 162H190V163H189ZM145 163L148 165L149 162L147 163V161H146ZM171 163H172V160H171ZM179 163H180V162H178V164H179ZM182 163H183V162H182ZM182 163H181V167H180V165H178L181 169H182V165H183ZM173 164H174V163H173ZM173 164H171L172 166H171L170 164H167V166L170 165V166H168V167H170V169L167 167V168L169 169V171H170V170H173V169H174V170L176 169L175 166H173ZM149 165H150V163H149ZM151 165H153V161H152V164H151ZM174 165H175V164H174ZM176 165H177V164H176ZM184 165H183V166H184ZM171 167H173V169H172ZM167 168H166V170H167ZM144 169L146 170V168H144ZM150 170H151V169H150ZM150 170H149V171H150ZM152 170H153V169H152ZM183 170H184V169H183ZM146 172H147V171H146ZM146 172H145V173H146ZM167 172H168V171H166L165 174H166ZM175 172H178V173H179L178 169H177V171L175 170ZM140 173H142V174L144 175V172H140ZM140 173H138V174H140ZM151 173H154V170L151 171ZM168 173H169V172H168ZM168 173H167L166 175H168ZM185 173L187 174V172L184 170V174H185ZM189 173H190V172L188 171V174H189ZM134 174H135V173H134ZM134 174H131V175L136 176V175H134ZM186 174H185V175H186ZM131 175H130V176H131ZM153 175H154V174H153ZM155 175H156V174H155ZM155 175H154V176H155ZM169 175H170V174H169ZM172 175H174V173H173ZM172 175H170V176H172ZM179 175H180V173H179ZM179 175H178V176H179ZM185 175H184V176H185ZM189 175H192V177H193V173H190ZM189 175H188V176H189ZM128 176H129V175H128ZM137 176H138V175H137ZM137 176H136V177H137ZM144 176H146V175H144ZM147 176H148V175H147ZM147 176H146L145 178H147ZM170 176H166V178L168 177V179H170ZM138 177H139V176H138ZM140 177H141V174H140ZM140 177H139V178H140ZM130 178H131V177H128V178H127V179L129 180V184H130V182H131V183L133 182V177H132L131 179H130ZM145 178H142V177L140 178V180H141V181H139L140 185H141L143 182H144V183L146 182ZM178 178H179V177H177V185L180 186V182H181L182 179L180 180V179H178ZM185 178H188V177L185 176ZM189 178H190V177H189ZM193 178H194V177H193ZM134 179H135L136 181L139 180L138 178H137V179H138V180H137L135 177H134ZM148 179H150L149 176H148ZM148 179H147V183H148V181H149V183H150V182H151V181H150L151 179H150V180H148ZM164 179H165V178H164ZM171 179H172V177H171ZM171 179H170V180H171ZM173 179H174V180H173ZM173 179H172V180L175 182V181H176L175 177H174ZM190 179H191V178H190ZM128 180H127V181H128ZM143 180H144V181H143ZM187 180H188V179H187ZM187 180H183V181H182V182H184L183 185H185V181H187ZM136 181L134 182L135 185H136ZM165 181H167V180L165 179ZM141 182H142V183H141ZM137 183H138V182H137ZM144 183H143V185H144ZM149 183H148L147 186H149L148 189L151 187V188L149 189V191H150V190L152 189L153 186H152V185L150 186ZM151 184H152V182H151ZM159 184H161V182H160ZM188 184H190V183L188 182L187 185H188ZM130 185H131V184H130ZM140 185H139V186H140ZM143 185H141L142 188L145 187L144 190H146V189H147V188H146L147 186H145L146 183H145L144 186H143ZM187 185H186L187 190H188V188H190V190H194L193 188L191 189L190 186L187 187ZM190 185H192V184H190ZM161 186H162V185H161ZM164 186L167 187V185H163V187H164ZM154 187H155V186H154ZM157 187H158V186H157ZM157 187H156V188H157ZM168 187H169V185H168ZM192 187H193V186H192ZM156 188H155V189H156ZM186 188H185V189H186ZM31 189H32V188H31ZM31 189L29 188V186H27V187H25V188L23 189V191H24L23 193L26 194V195H25V198H26V200H27L26 203H27V207H28L29 213H30L31 215H36V216L41 217V216H43L45 213H47V211L49 212V210H47V207L51 205V202L53 201V199L51 200V198L48 197V196L46 195L45 192H47V191L44 192V191H42V190H41V191L39 190L40 192L38 191V192L36 193L35 191H33V189H32V190H31ZM157 189H158V188H157ZM164 189H165V188H163V190H164ZM168 189H169V188H168ZM168 189H165V190H164V193H166L165 191H167ZM159 190H160V188H159ZM163 190L161 189V191H163ZM170 190L172 191V189H170ZM180 190H182V189H180ZM190 190H188V191H190ZM151 191H152V190H151ZM151 191H150V192H151ZM176 191H177V190H176ZM176 191L173 190V192L177 193ZM184 191H185V190H184ZM188 191H186V192H188ZM261 191H262V190H261ZM146 192H147V191H146ZM153 192H154V191H153ZM159 192H160V191H159ZM168 192H169V190H168ZM168 192L166 193V195H168ZM193 192H195V191H193ZM193 192H190V193H193ZM255 192H256V191H255ZM262 192H263V191H262ZM154 193H155V192H154ZM160 193H161V192H160ZM175 193H174V200L176 199V200H175V203H176L177 205H179V206H177L178 209H176V208H174V207H173L174 209H169V208H167V206H168V207L172 206V203H170L171 205H170V204H169V205H168V204L166 205L165 203H166L167 201L165 202V200H162V201H161V200H160V201L158 200V201H156V200H157V199H156L155 201H153L152 206H151V204L149 203L151 207H149V209L147 208V209H148V210H147V212H148L147 214H149V212H150V215L147 216V217H149V218L147 219V221H146V223H145V225H144V227H143V229H142V230H143V231H142V232H143V236H141L142 238L139 237V240H138L139 243H138V244H136L135 241H134L135 243L133 242V244H134V245L136 244V246H135L134 248L130 247L131 250H130L129 246H132L133 244H129V243H128V244H129V246H128L129 250L131 251L132 254H134L133 252H135V251L138 253L139 258H141L140 263L142 262V264H146V263H147L148 259L146 260V258L149 256V253L151 254V253L153 252V251H152V252H149V253H148V256L146 257V254H147V252H148V249H147V252L145 253V251H144V250L146 249L145 247L149 248V250H150L151 248H152L151 250H153V248H155V249H159L158 251L160 252V254L162 253L164 256H165V254L170 255V257L167 256V257H168L167 262H168L169 260H171L172 262H168V263H173V264H178V263H181V264H187V260H186V258H185V256H186L187 254L184 256V254H183V250H186V251L190 254V256H189V257H190V262H191L190 264H206V263L208 262V259L205 258L206 255H205V253H204V250L206 249V250H208V251L210 252L211 250H210L209 246H211V245L214 244V243H210L208 240H206V241H208L209 244H211V245L208 244V245L206 246V245L204 244L205 247L203 246V248L201 247L202 244H199V245L197 244V243H198V242H197L198 238H199L200 241H201L200 235H201V232H202L203 230L200 231V229H199L200 234H199L198 236L195 235V230H196V233H198V232H197V229H194V227H192V226H194V224H193L194 222H193V223L190 222V220H191V216H192V215L194 216V214H192V215H191V213L189 214V211H190V210L187 212V209H186V208H188V209H189V208L192 209V208L189 207V206H187V200H185L186 203H182L183 200H184V198H186L184 195H183L184 198L181 197L182 195L180 196V198L183 199V200H182L181 204H179L180 202H179V200H178V198H177L179 195L176 196L177 194H175ZM181 193H182V192H181ZM256 193H257V192H256ZM147 194H148V192H147ZM158 194H159V193H158ZM178 194H179V193H178ZM193 194L196 195L195 193H193ZM193 194H192V195H193ZM150 195H151V198H152L153 193L150 194ZM154 195H155V194H154ZM156 195H157V193H156ZM169 195L172 196L171 193H170ZM256 195H258V194H256ZM263 195H264V193H263ZM158 196H160V194H159ZM158 196H156V197H158ZM161 196H163V195H161ZM161 196H160V198H161ZM164 196H165V195H164ZM170 196H169V197H170ZM197 196H198V195H197ZM197 196H196V197H197ZM193 197H194V196H193ZM149 198H150V197H149ZM162 198H163V197H162ZM164 198L166 199L167 197H164ZM171 198H172V197H170V199H171ZM197 198H198V197H197ZM259 198H260V197H259ZM55 199H56V198H55ZM181 199H180V200H181ZM186 199H187V198H186ZM254 199H255V198H254ZM254 199H253L252 201H255L254 203H255V205H256V200H254ZM258 200H259V199H258ZM54 201H55V200H54ZM66 201H68V200H66ZM151 201H152V200H151ZM185 201H184V202H185ZM149 202H150V201H149ZM188 202H189V201H188ZM263 202H264V200H263V197H262V198H260L259 203H263ZM175 203H174V206H175ZM190 203H191V202H190ZM257 203H258V201H257ZM53 204H54V202H53ZM149 204H148V205H149ZM189 205H190V204H189ZM258 205H259V204H258ZM258 205H257V206H258ZM51 206H52V205H51ZM53 206H54V205H53ZM53 206H52L51 208H54ZM21 208H22V207H21ZM49 208H50V207H49ZM51 208H50V210H51ZM261 208H262V207H261ZM21 210H23V209H21ZM46 210H47V211H46ZM52 210H53V209H52ZM58 210H59V209H58ZM261 210H262V209H261ZM110 211H111V210H110ZM110 211H109V212H110ZM191 211H192V213H195V212H193V210H191ZM50 212H52V211H50ZM107 212H108V211H107ZM185 212H186V214L188 213V215H186ZM263 212H264V211H262V213H263ZM252 213H253V212H252ZM258 213H259V212H258ZM91 214H92V212H91ZM253 214H254V213H253ZM115 215H116V214H115ZM183 215H184V216H183ZM258 215L260 216V213L257 214V216H258ZM263 215H264V213L262 214V217H264ZM60 216L62 217V215H60ZM193 216H192V217H193ZM254 216H255V215H254ZM259 216H258V218H259ZM61 217H60V218H61ZM87 217H88V216H87ZM183 217H185V218H189L190 220L188 219L189 221L187 220V223H185L186 220L184 219L185 222H184V221L182 222ZM89 218H90V217H89ZM89 218L86 219V220H90ZM116 218H119L120 220H125V219H126V216H125L124 214H122V213H120V214L117 213V217H116ZM198 218H199V217H196V215H195V219H198ZM253 218H254V217H253ZM256 218H257V217H256ZM81 219H82V218H81ZM193 219H194V217H193ZM202 219H203V218H202ZM254 219H255V218H254ZM259 219H260V218H259ZM263 219H264V218H263ZM95 220H96V218L94 217L93 221H95ZM198 220H199V219H198ZM255 220H256V219H255ZM193 221H195V220H193ZM201 221H202V220H201ZM256 221H259V220H256ZM69 222H70V221H69ZM83 222H84V221H83ZM85 222H86V221H85ZM90 222H91V221H90ZM63 223H64V225H65V226L63 225V226H64V230H65L67 233L71 231V232L69 233V235H70V236H74V235H77V228L81 225L82 222H81L79 225L75 224V223H77V221H76L75 223H74V221H73L72 224H71V222H70V223L63 222ZM92 223H93V222H92ZM195 223H196V222H195ZM198 223H200V222H198ZM201 223H202V222H201ZM261 223H262V220H261ZM196 225H197V224H196ZM200 225H201V224H200ZM204 225H205V224H204ZM204 225L202 224V226H204ZM261 225H262V224H261ZM263 225H264V224H263ZM263 225H262V226H263ZM181 226H183V227L181 228ZM202 226H201V227H202ZM205 226H206V225H205ZM207 226L210 227L209 225H207ZM196 227L199 228V225L196 226ZM201 227H200V228H201ZM180 229H183V230H185V231L187 230V231H188V232H186L187 235H186L185 233H183L182 230H180ZM202 229H204V232H205L206 229H210V228H206V227H205V228H202ZM261 229H262V228H261ZM263 229H264V227H263ZM211 230H212V229H211ZM65 231H63V232H65ZM185 231H184V232H185ZM209 232H211V231H209ZM212 232H215V231L213 230ZM210 234H211V233H210ZM145 235H146L147 238L144 237ZM208 235H209V234H208ZM213 235H214V234H213ZM196 237H198V238H196ZM207 237H208V236H207ZM207 237H206V238H207ZM206 238H205V239H206ZM213 238H215V237H213ZM140 239H142V240H140ZM209 239H210V237H209ZM203 240H204V239H203ZM136 241H137V240H136ZM200 241H199V242H200ZM206 241H205V242H206ZM210 241H211V240H210ZM203 242H204V241H203ZM203 242H202V243H203ZM205 242H204V243H205ZM208 242H206V243H208ZM211 242H212V241H211ZM1 244H2V242L0 241V264H30V262L28 261L29 259L27 260L26 257L24 258L22 255H21V256L18 255L19 252H16L17 255L15 256L14 259H12L10 253H9L6 249H2ZM215 244H216V243H215ZM134 245H133V246H134ZM212 247L214 248L215 245H213ZM200 248H201V249H200ZM207 248H209V249H207ZM213 248H211L212 251H213ZM151 250H150V251H151ZM263 250H264V249H263ZM263 250H260V251H263ZM136 252H135V253H136ZM154 252H156V250H155ZM159 252H158V253L156 252V253H157L158 255H160ZM209 252H208V253H209ZM258 253L260 254V253H262V252H258ZM203 254H204V255H203ZM154 255H155V254H154ZM163 255H162V256H163ZM208 255H209V254H208ZM214 255H216V253H215ZM263 255H264V254H263ZM155 256H156V255H155ZM216 256H217V255H216ZM211 257H214V256H213V253H212V255H211V253H210V255H209L208 258L211 259ZM23 258H24V259H23ZM149 258H151V257L149 256ZM188 260H189V259H188ZM216 260H217V257H216ZM216 260H215V261H216ZM220 260H221V258L219 259V262H218V263L210 262V264H211V263H212V264H213V263H214V264H219V263H220ZM150 261H152V259H151ZM150 261H148V262H150ZM212 261H214V260H212ZM217 261H218V260H217ZM221 261H222V260H221ZM78 262H79V261H78ZM78 262H77V263H78ZM79 263H80V262H79ZM74 264H76V262H75ZM221 264H223V263H221Z\"/></svg>",
  "mask_w": 264,
  "mask_h": 264
}]
</instances>
